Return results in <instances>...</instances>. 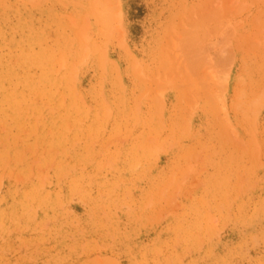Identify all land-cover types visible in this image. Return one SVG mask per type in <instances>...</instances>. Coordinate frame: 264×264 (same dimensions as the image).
I'll return each instance as SVG.
<instances>
[{
    "label": "rangeland",
    "instance_id": "374dc122",
    "mask_svg": "<svg viewBox=\"0 0 264 264\" xmlns=\"http://www.w3.org/2000/svg\"><path fill=\"white\" fill-rule=\"evenodd\" d=\"M0 264H264V0H0Z\"/></svg>",
    "mask_w": 264,
    "mask_h": 264
},
{
    "label": "bare ground",
    "instance_id": "6f19581e",
    "mask_svg": "<svg viewBox=\"0 0 264 264\" xmlns=\"http://www.w3.org/2000/svg\"><path fill=\"white\" fill-rule=\"evenodd\" d=\"M161 99V98H160ZM155 263H157V262H155Z\"/></svg>",
    "mask_w": 264,
    "mask_h": 264
}]
</instances>
